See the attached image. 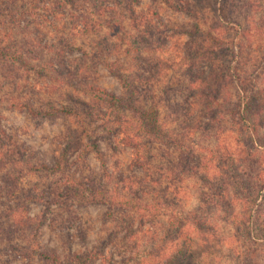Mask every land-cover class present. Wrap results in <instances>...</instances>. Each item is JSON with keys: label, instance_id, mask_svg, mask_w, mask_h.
<instances>
[{"label": "rangeland", "instance_id": "rangeland-1", "mask_svg": "<svg viewBox=\"0 0 264 264\" xmlns=\"http://www.w3.org/2000/svg\"><path fill=\"white\" fill-rule=\"evenodd\" d=\"M169 1L184 10L135 0L130 20L123 0H0V264H44L32 251H97L105 260L93 264H185L184 252L189 264H264V189L240 194L209 153L250 147L226 110L238 83L263 90L264 106V0ZM214 36L227 44L220 107L196 91ZM150 107L166 143L139 134L138 111ZM255 154L251 180H264V150ZM223 179L228 210L212 193Z\"/></svg>", "mask_w": 264, "mask_h": 264}, {"label": "trees", "instance_id": "trees-1", "mask_svg": "<svg viewBox=\"0 0 264 264\" xmlns=\"http://www.w3.org/2000/svg\"><path fill=\"white\" fill-rule=\"evenodd\" d=\"M8 1V6L13 7L14 4L13 2L15 0H7ZM27 1V0H25ZM69 1V0H68ZM125 3V9L127 8V5L129 6V14L128 18L131 20L133 18V10L130 8V4L134 2L135 0H123ZM162 1V0H160ZM219 3L226 2L227 0H217ZM165 4H167L170 8L172 9H179L181 7H178L176 5H173V3L169 0H163ZM223 4H221L218 8L215 9V13L220 15L221 12H223ZM25 6H30V4L25 5ZM24 5L22 6L24 9L20 10L25 12L26 8ZM19 10V11H20ZM180 11H183V9H179ZM12 14V13H11ZM10 14V15H11ZM16 15V13H13ZM12 15V16H14ZM23 15V14H22ZM122 14H120V17ZM194 34V33H193ZM196 34H199L198 31H196ZM212 44L205 46L204 52L206 53L207 56V61L205 62V66L207 71V74L204 76V81L203 84L200 87L196 88V91L201 94L202 96H206V102L212 105H217L215 100L213 101L214 95L220 94L221 90V85L226 82V68L223 67V64L220 60L226 55L227 51V44L223 41L218 39L216 36L211 37ZM0 49V53L2 52ZM4 56L0 54V57ZM7 57V56H5ZM218 60V61H215ZM237 62L240 64L241 57L240 53H238V57L236 58ZM98 62H100L98 60ZM220 62V63H219ZM103 65L106 67L108 72H110L112 75L116 76L120 83L122 84L123 89H126V96L132 97L136 95L137 93L135 92V88L133 84L130 82L131 79L129 77H125L120 75V73L113 68L111 64L103 63ZM226 69L224 71V69ZM125 75V74H124ZM246 82V80H245ZM236 88L238 90L237 94V99H236V104L235 106L232 107V109H227L226 114L229 117L230 121V127L235 131L236 133L240 134L242 137L244 136V139H246V142L248 144L249 149L244 153H234L230 151L227 148H223L220 150L219 148H215L214 150H211L209 153L211 154V157L216 158L217 165H220L225 172L229 173L232 175L234 178L236 185L235 187L238 188V192L241 194V190L248 189H255L256 186H259V188L264 189V180H251L253 178H259L261 173H256V166L260 165V156H256L255 152L257 150H264V135H258L259 129L261 128V124L264 123V119H260L257 116L260 115H253V110L257 109L258 114L262 112L264 109V106L260 108V103L262 100L259 99V96L262 97V91L263 90H258L253 88V86H250L249 83H238L236 84ZM106 97L109 100H112L121 107V109L127 108V110L131 112H136L134 111L133 108H131L129 105H131V102H128L125 97H114L111 95H106ZM220 107V105H217ZM264 111V110H263ZM138 131L140 132L139 134L145 135L147 138L150 139V141L154 142H160V143H166L169 140V137L166 136L165 133L162 132L161 126L158 124V115L156 112V109L154 107H150L147 112L145 111H138ZM246 137V138H245ZM172 139H170L171 141ZM94 149V147L92 148ZM97 155V154H96ZM100 156V155H98ZM102 161L101 157L99 158ZM230 170V171H229ZM247 172V173H246ZM253 175V176H251ZM226 179H223L222 183L218 185L215 189L214 187L212 188V193L217 196V203L220 205L222 204L225 206L228 210L229 203H228V188H230V184L233 183H228ZM213 182H211L212 184ZM232 187V186H231ZM233 188V187H232ZM211 187L209 188V190ZM237 195L236 193H234ZM233 209L230 211V216L232 215ZM175 225L173 228V232L177 234V237L179 235L183 234L185 236L184 232V226L185 225H180L175 219H170L168 221V228L171 230V228ZM243 231L245 232L248 230V226L246 227H241ZM29 252L30 251V248ZM35 255H37L38 259L41 260L44 264H93L95 261H97L99 258L102 260H105L100 255L99 252L97 251H91L87 252L82 255L78 254H68L64 259L60 260L55 254H50L46 252H38V251H32ZM184 259L185 264H189V259L186 257V252ZM182 251H179L177 256H183L184 254ZM247 255V254H246ZM171 262H166V264H174L175 259L169 260Z\"/></svg>", "mask_w": 264, "mask_h": 264}]
</instances>
